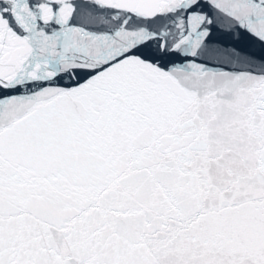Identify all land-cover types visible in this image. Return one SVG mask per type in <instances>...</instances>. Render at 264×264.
<instances>
[{"label": "snow or ice", "instance_id": "snow-or-ice-1", "mask_svg": "<svg viewBox=\"0 0 264 264\" xmlns=\"http://www.w3.org/2000/svg\"><path fill=\"white\" fill-rule=\"evenodd\" d=\"M0 264H264V0H0Z\"/></svg>", "mask_w": 264, "mask_h": 264}]
</instances>
